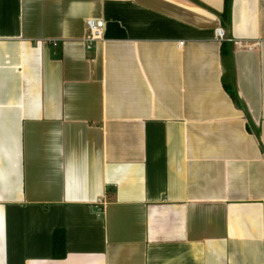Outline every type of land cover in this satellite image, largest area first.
<instances>
[{
  "label": "crops",
  "instance_id": "0c3cea01",
  "mask_svg": "<svg viewBox=\"0 0 264 264\" xmlns=\"http://www.w3.org/2000/svg\"><path fill=\"white\" fill-rule=\"evenodd\" d=\"M0 264H264V0H0Z\"/></svg>",
  "mask_w": 264,
  "mask_h": 264
},
{
  "label": "built area",
  "instance_id": "2783aa9c",
  "mask_svg": "<svg viewBox=\"0 0 264 264\" xmlns=\"http://www.w3.org/2000/svg\"><path fill=\"white\" fill-rule=\"evenodd\" d=\"M88 35L85 38L86 46L88 49H92L94 43L99 40H103L106 34V22L101 18H90L87 22ZM217 36L220 39H226V41L232 42L240 48L253 49L255 45L259 43H250L244 40H235L231 37H227L224 28L217 29ZM183 44V42H180Z\"/></svg>",
  "mask_w": 264,
  "mask_h": 264
},
{
  "label": "trees",
  "instance_id": "16d2710c",
  "mask_svg": "<svg viewBox=\"0 0 264 264\" xmlns=\"http://www.w3.org/2000/svg\"><path fill=\"white\" fill-rule=\"evenodd\" d=\"M229 2V0H227ZM123 34V32H122ZM227 42L223 43V52L226 53ZM233 94V93H232ZM53 256L55 258H63L65 256V234L62 230H57L53 236Z\"/></svg>",
  "mask_w": 264,
  "mask_h": 264
}]
</instances>
